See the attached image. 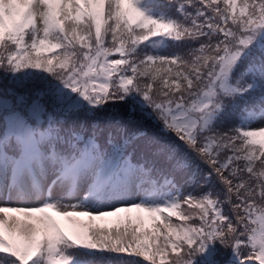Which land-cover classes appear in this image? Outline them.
<instances>
[{
  "label": "snow or ice",
  "instance_id": "obj_1",
  "mask_svg": "<svg viewBox=\"0 0 264 264\" xmlns=\"http://www.w3.org/2000/svg\"><path fill=\"white\" fill-rule=\"evenodd\" d=\"M0 264H264V0H0Z\"/></svg>",
  "mask_w": 264,
  "mask_h": 264
}]
</instances>
